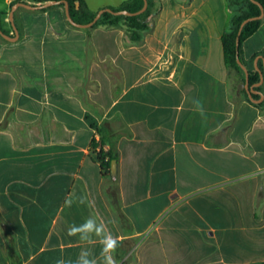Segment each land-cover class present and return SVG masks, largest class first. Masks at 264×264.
<instances>
[{
    "label": "crops",
    "instance_id": "obj_1",
    "mask_svg": "<svg viewBox=\"0 0 264 264\" xmlns=\"http://www.w3.org/2000/svg\"><path fill=\"white\" fill-rule=\"evenodd\" d=\"M13 1L0 0L16 36L0 34V264L264 260V96L227 67L211 0H155L140 41L76 26L61 3L16 7V33ZM242 48L264 67V15Z\"/></svg>",
    "mask_w": 264,
    "mask_h": 264
},
{
    "label": "trees",
    "instance_id": "obj_2",
    "mask_svg": "<svg viewBox=\"0 0 264 264\" xmlns=\"http://www.w3.org/2000/svg\"><path fill=\"white\" fill-rule=\"evenodd\" d=\"M22 1V0H14L12 4ZM37 2H43L47 0H35ZM70 5V12L72 17L80 23H86L91 21L98 10L91 9L86 0H68ZM264 5V0H258ZM229 3L233 7V15L231 17L229 27L222 34V46L224 51L225 63L227 67L231 70L236 71L240 74L241 80L243 83L246 81V73L242 66L238 62V55L240 59L245 63L243 57V42L255 33L262 23V18L253 19L247 22L241 33L239 45H237V34L243 20L250 16H256L261 13L260 5L253 0H229ZM64 6V3L60 4ZM144 5V0H125L121 4L117 6H110L115 10L127 9L129 11H137ZM155 0H148V7L145 11L135 14V15H127V14H114L109 11H105L102 13L101 17L94 23L91 27H96L98 25H108V26H116L124 24L126 26V30L130 36V38L134 41H140L143 38L144 32L150 27V17L155 11ZM6 13V12H0ZM0 25L1 21H0ZM6 31L5 29H3ZM7 32V31H6ZM264 53V49L262 50ZM259 67L263 70L264 67L261 61L258 62ZM260 72L257 69L249 68V84L253 85L260 81ZM257 90L264 91V82L261 85L255 86ZM243 92L245 96L249 99L247 90L245 87L243 88ZM255 98H259V94H253ZM259 106L264 105V101L257 103ZM101 131L98 128V132ZM93 147L96 149L99 145L100 148L97 150V158L100 162L101 168L105 175H110L111 173V161L114 158H117V153L113 152L111 149L106 150L103 147L102 142H97V139L94 137L92 140ZM98 143V144H97ZM133 246V243H131ZM128 260L125 259L122 261V264H127ZM249 264H264V260L251 262Z\"/></svg>",
    "mask_w": 264,
    "mask_h": 264
},
{
    "label": "water",
    "instance_id": "obj_3",
    "mask_svg": "<svg viewBox=\"0 0 264 264\" xmlns=\"http://www.w3.org/2000/svg\"><path fill=\"white\" fill-rule=\"evenodd\" d=\"M254 2L258 3L260 5V8H261V13L259 15H256V16H250L248 18H246L245 20H243V22L241 23L240 25V28H239V31H238V34H237V45H239V40H240V33L244 27V25L249 22L250 20H253V19H260L263 17L264 15V5L258 1V0H253ZM58 3H64L65 4V11H66V16L68 18V20L76 25V26H79V27H91L94 25V23L101 17L102 13H104L105 11H109V12H112L114 14H127V15H135V14H139L143 11H145L148 7V0H144V5L142 6V8H140L139 10L137 11H129L127 9H120V10H115L111 7H104V8H101L97 11V14L95 15V17L89 21V22H86V23H80V22H77L71 15V12H70V5H69V1L68 0H47L41 4H29L25 1H19L17 2L15 5L12 6L10 12H9V15H10V18L13 22V26L16 30V33H18V28L16 26V23L14 21V11L16 9V7L18 6H25V7H28V8H32V9H35V8H43V7H46V6H49L51 4H58ZM0 34L3 35L4 37L8 38V39H15L16 36H11L10 34L6 33L1 25H0ZM238 62L239 64L242 66V68L244 69L245 73H246V88H247V91H248V94H249V97L252 98V100L254 101H258V99L254 98L253 97V93H256V92H259L261 94V96H264V93L262 91H259V90H256L254 88V85L255 86H258L260 85L263 81H264V74H263V71L262 69H260L259 67V71H260V81L255 83L254 85H250L249 84V69L247 67V65L240 59L239 55H238ZM116 163H117V160L116 159H113L112 162H111V173L113 175L116 174Z\"/></svg>",
    "mask_w": 264,
    "mask_h": 264
},
{
    "label": "rangeland",
    "instance_id": "obj_4",
    "mask_svg": "<svg viewBox=\"0 0 264 264\" xmlns=\"http://www.w3.org/2000/svg\"><path fill=\"white\" fill-rule=\"evenodd\" d=\"M225 3L227 4V6H231L229 3V0H211L210 11H211V13H213L215 15V17H217L219 23L221 25H224V28H228L230 25V16L231 15L230 14L228 15L225 11V8L223 7L225 5ZM231 7L233 8L234 6H231ZM203 205L207 206L208 201L203 202ZM192 207H193V203H190V204L183 206V208H186V209H192Z\"/></svg>",
    "mask_w": 264,
    "mask_h": 264
},
{
    "label": "clouds",
    "instance_id": "obj_5",
    "mask_svg": "<svg viewBox=\"0 0 264 264\" xmlns=\"http://www.w3.org/2000/svg\"><path fill=\"white\" fill-rule=\"evenodd\" d=\"M202 111V110H201ZM66 203H69V201H66ZM90 227V225H88ZM69 234L72 235L74 234L73 231H69ZM105 249L110 251V252H115L116 247H117V240L114 237H109L105 240ZM108 264H116L115 259H113L111 256L108 258Z\"/></svg>",
    "mask_w": 264,
    "mask_h": 264
}]
</instances>
